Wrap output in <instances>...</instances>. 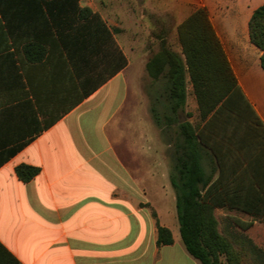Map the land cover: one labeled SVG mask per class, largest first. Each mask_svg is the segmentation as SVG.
I'll return each mask as SVG.
<instances>
[{
  "label": "crops",
  "instance_id": "crops-1",
  "mask_svg": "<svg viewBox=\"0 0 264 264\" xmlns=\"http://www.w3.org/2000/svg\"><path fill=\"white\" fill-rule=\"evenodd\" d=\"M199 2L264 123L262 50L249 36L259 5ZM133 5L10 0L9 27L0 13V243L20 264H199L178 245L176 207L166 206L161 214L111 135L130 97L127 71L137 39L127 22ZM84 8L99 14L106 29ZM155 9L159 15L173 13ZM118 50L127 64L110 75L121 61ZM83 79L86 88L97 84L84 98ZM22 163L41 171L23 182L15 171ZM141 169L138 173H146ZM153 212L171 229L172 245H157ZM221 214L249 222L243 232L264 249V217L218 208ZM224 224L242 231L232 220Z\"/></svg>",
  "mask_w": 264,
  "mask_h": 264
},
{
  "label": "trees",
  "instance_id": "trees-1",
  "mask_svg": "<svg viewBox=\"0 0 264 264\" xmlns=\"http://www.w3.org/2000/svg\"><path fill=\"white\" fill-rule=\"evenodd\" d=\"M9 1L0 0V13L7 27ZM81 10L90 12L106 29L99 14L89 8ZM176 30L181 51L160 37L161 47L148 58L145 67L151 78L165 81L170 112L164 117L169 126L176 127L179 154L176 174L170 176V181L176 194L182 242L200 264H262L264 249L243 232L250 223L237 216H218L217 209L264 217V123L238 83L208 9L195 8ZM249 36L262 50L260 62L264 69V3L252 13ZM64 43L72 60V52ZM118 54L121 61L110 75L127 64L120 50ZM188 79L199 109L196 122L179 116L187 103ZM84 82L82 98L97 87L86 88ZM156 120L161 123L158 115ZM15 171L20 180L29 182L41 169L22 163ZM153 215L157 219L156 212ZM225 219L242 231L230 230ZM156 224L157 245H172L171 229L158 219ZM0 251L2 264H20L1 243Z\"/></svg>",
  "mask_w": 264,
  "mask_h": 264
},
{
  "label": "rangeland",
  "instance_id": "rangeland-1",
  "mask_svg": "<svg viewBox=\"0 0 264 264\" xmlns=\"http://www.w3.org/2000/svg\"><path fill=\"white\" fill-rule=\"evenodd\" d=\"M132 1L134 5L127 24L137 41L131 47L130 56L133 62L127 71L130 97L117 114L111 135L123 162L135 172L141 183H145L148 196L157 202L163 215L164 207L170 206L172 210L176 207V194L170 181V176L176 174L179 154L175 144L176 127L169 126L164 117V114L170 112L166 105V83L164 80L156 81L151 78L145 64L160 49V37L166 38L168 45L174 50L181 51L177 25L199 6L200 0ZM252 3L260 5L264 0H252ZM156 7L167 12L171 10L173 13L159 15ZM187 91V103L179 116L182 120L196 122L199 109L189 79ZM156 115L161 118V123L157 122ZM141 168L146 173H138ZM175 233L178 245L185 249L179 230L176 229ZM194 260L199 262L195 258ZM260 260L264 264V255Z\"/></svg>",
  "mask_w": 264,
  "mask_h": 264
}]
</instances>
